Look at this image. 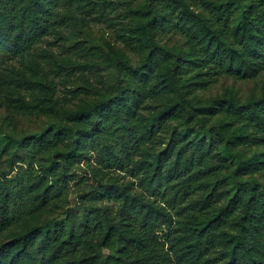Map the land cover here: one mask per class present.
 I'll return each instance as SVG.
<instances>
[{"label":"trees","instance_id":"trees-1","mask_svg":"<svg viewBox=\"0 0 264 264\" xmlns=\"http://www.w3.org/2000/svg\"><path fill=\"white\" fill-rule=\"evenodd\" d=\"M128 2L127 42L141 61L132 65L109 45L116 84L61 109L66 123L16 144L32 159L53 152L47 168L55 177L29 171L17 183L0 180V264H264V184L256 176H264V94L192 97L219 76L262 74L264 0ZM96 12L93 0H0V87L13 63L31 59L78 14L85 23ZM171 33L184 44H163L159 36ZM91 153L98 172H124L137 185L95 175L94 194L86 192L70 168ZM70 182L78 213L68 209ZM57 204L67 207L64 217L8 238Z\"/></svg>","mask_w":264,"mask_h":264},{"label":"rangeland","instance_id":"rangeland-1","mask_svg":"<svg viewBox=\"0 0 264 264\" xmlns=\"http://www.w3.org/2000/svg\"><path fill=\"white\" fill-rule=\"evenodd\" d=\"M188 2L194 4L193 0ZM93 3H97L96 14L87 17L85 23L80 22L81 16L78 14L77 19L61 26L56 34H51L38 45L31 59L13 63L8 76L3 79L4 84L0 87V180L17 183L20 176L29 171L34 172L36 177L53 180L55 174L49 173L47 168L53 152H35L36 156L32 159L29 152L18 153L16 144L24 136L45 132L56 123H66L65 117L59 113L61 109H76L92 102L116 84L118 74L111 62L109 45L125 52L132 65L141 61L143 55L127 42L134 19L130 9L135 7L134 4L128 0H93ZM159 39L169 47L185 42L184 37L174 33L162 34ZM227 93L242 102L251 97H261L264 94V71L259 77L248 80L216 77L192 97L208 102ZM9 98L17 101L18 106L8 107ZM2 135H6V143L1 141ZM95 157L91 153L89 159L70 168L75 182L79 178L85 181L86 192L94 194L97 186L95 175L98 179H104V183L116 179L120 183L132 184L135 181L133 184L137 185V181L124 172H98L97 169L101 167ZM256 176L264 184V176ZM72 183L67 205L71 212L78 213L81 201L78 188L72 187ZM66 210L67 207L57 204L30 221L28 219L13 226L7 236L9 238L41 221L60 219ZM177 220L175 218V222Z\"/></svg>","mask_w":264,"mask_h":264}]
</instances>
